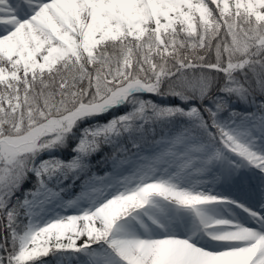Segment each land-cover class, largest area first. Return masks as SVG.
I'll use <instances>...</instances> for the list:
<instances>
[{
  "label": "snow or ice",
  "instance_id": "1",
  "mask_svg": "<svg viewBox=\"0 0 264 264\" xmlns=\"http://www.w3.org/2000/svg\"><path fill=\"white\" fill-rule=\"evenodd\" d=\"M264 264V0H0V264Z\"/></svg>",
  "mask_w": 264,
  "mask_h": 264
}]
</instances>
